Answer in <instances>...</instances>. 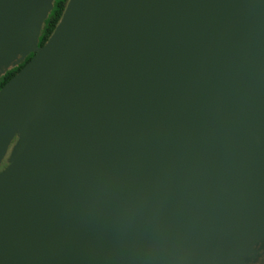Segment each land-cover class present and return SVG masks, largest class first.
Returning <instances> with one entry per match:
<instances>
[{"label": "water", "instance_id": "obj_1", "mask_svg": "<svg viewBox=\"0 0 264 264\" xmlns=\"http://www.w3.org/2000/svg\"><path fill=\"white\" fill-rule=\"evenodd\" d=\"M51 5L0 0V264H133L130 198L186 264H264V0H65L37 46Z\"/></svg>", "mask_w": 264, "mask_h": 264}, {"label": "clouds", "instance_id": "obj_2", "mask_svg": "<svg viewBox=\"0 0 264 264\" xmlns=\"http://www.w3.org/2000/svg\"><path fill=\"white\" fill-rule=\"evenodd\" d=\"M114 225L117 238L130 246L133 264H186L161 205L130 198L118 208Z\"/></svg>", "mask_w": 264, "mask_h": 264}, {"label": "trees", "instance_id": "obj_3", "mask_svg": "<svg viewBox=\"0 0 264 264\" xmlns=\"http://www.w3.org/2000/svg\"><path fill=\"white\" fill-rule=\"evenodd\" d=\"M65 3V0H52V5L50 10L48 11L47 15L42 21L40 31L37 37L36 45L40 46L48 34L53 29L56 21L59 18L60 12L63 8V5ZM32 53H27L21 61H19L17 64L7 68L3 73L0 74V87L3 85V83L11 77L30 57Z\"/></svg>", "mask_w": 264, "mask_h": 264}, {"label": "rangeland", "instance_id": "obj_4", "mask_svg": "<svg viewBox=\"0 0 264 264\" xmlns=\"http://www.w3.org/2000/svg\"><path fill=\"white\" fill-rule=\"evenodd\" d=\"M15 140H16V136H15L14 139L10 142V144H9V146H8V148H7L6 152H5V154H4V157L2 158V161H1V163H0V169H2V168L7 164V162H6V158L8 157V154H9L10 148H11V146L13 145V143H14ZM238 251L241 252V249L238 250Z\"/></svg>", "mask_w": 264, "mask_h": 264}]
</instances>
